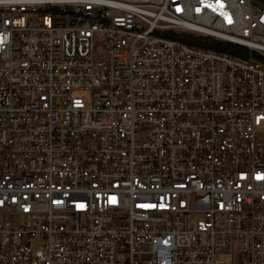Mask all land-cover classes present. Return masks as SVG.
Returning a JSON list of instances; mask_svg holds the SVG:
<instances>
[{
    "label": "built area",
    "instance_id": "built-area-1",
    "mask_svg": "<svg viewBox=\"0 0 264 264\" xmlns=\"http://www.w3.org/2000/svg\"><path fill=\"white\" fill-rule=\"evenodd\" d=\"M263 124L261 0H0V264H264Z\"/></svg>",
    "mask_w": 264,
    "mask_h": 264
},
{
    "label": "trees",
    "instance_id": "trees-1",
    "mask_svg": "<svg viewBox=\"0 0 264 264\" xmlns=\"http://www.w3.org/2000/svg\"><path fill=\"white\" fill-rule=\"evenodd\" d=\"M172 35L177 38L180 36L176 32H173ZM180 39H182L183 41L187 42L190 45L200 46L205 49H214L217 51H222L243 59H247L248 55L250 54L248 49H246L245 47L232 44L230 42L218 40L212 37L183 35L182 38ZM251 54L254 57H258V55L255 52H251Z\"/></svg>",
    "mask_w": 264,
    "mask_h": 264
},
{
    "label": "rangeland",
    "instance_id": "rangeland-1",
    "mask_svg": "<svg viewBox=\"0 0 264 264\" xmlns=\"http://www.w3.org/2000/svg\"><path fill=\"white\" fill-rule=\"evenodd\" d=\"M177 34H179L180 36L178 38H182L183 35H195V36H200L198 34H194V33H188V32H183V31H176ZM75 95L81 96L83 98H85L87 96V94L85 92H75ZM259 133L261 134V137L264 138V124L262 125V127L258 130ZM33 247H36L38 245V242H34ZM218 258L224 261H228V262H232L233 261V254L231 253H219Z\"/></svg>",
    "mask_w": 264,
    "mask_h": 264
},
{
    "label": "water",
    "instance_id": "water-1",
    "mask_svg": "<svg viewBox=\"0 0 264 264\" xmlns=\"http://www.w3.org/2000/svg\"><path fill=\"white\" fill-rule=\"evenodd\" d=\"M261 1H263V2H264V0H261Z\"/></svg>",
    "mask_w": 264,
    "mask_h": 264
}]
</instances>
